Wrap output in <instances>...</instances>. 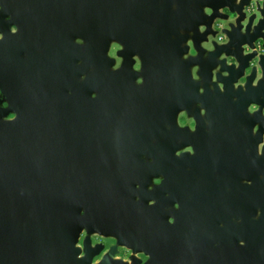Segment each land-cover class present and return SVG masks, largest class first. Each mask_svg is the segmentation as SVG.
<instances>
[{
	"label": "water",
	"instance_id": "obj_1",
	"mask_svg": "<svg viewBox=\"0 0 264 264\" xmlns=\"http://www.w3.org/2000/svg\"><path fill=\"white\" fill-rule=\"evenodd\" d=\"M172 1L160 6L157 0H98L104 24L117 28L102 32L99 80L93 72L78 89L87 97L97 86L100 93L180 90L181 105L163 117L173 123L177 111L191 109L192 97L201 103L210 121L209 151L199 147L201 159L187 153L179 157V174L169 169L158 187L170 195L164 197L157 189L152 195L159 196L160 213L180 201L188 211L186 219L174 211L175 222L165 216L160 227L157 220L148 223L133 216L130 208L140 204L131 193V177L97 174L89 168L81 176L68 175L66 146L59 143L64 136L63 93H47L56 87L50 85L47 69L33 85L30 74L12 81L0 69V87L6 83L11 92L13 82L22 83L33 92L4 93L9 107H0V264L142 262L137 256H131V262L115 258L118 246L146 253L145 264H163V256L169 262L176 251L177 261L172 264H206L207 258L229 264L227 247L209 254L204 234L227 236V241L242 238L245 244L236 241L232 249L240 253L241 264H264V0H175L174 10ZM80 4V0H0L2 10L11 16L8 28L2 30L0 56L10 37H18L23 39L18 49L28 47L30 55L37 47L46 52L36 64L43 71L52 44L67 40L66 27L72 36V28L82 25L77 19ZM149 21L152 25L145 27ZM11 23L19 26L18 34L11 33ZM111 39L125 45L119 51L124 57L122 67L116 70L110 69L106 56ZM134 56L141 58L144 84L135 82ZM32 62L29 59L26 67L29 72L34 70ZM16 63L20 64L19 58ZM11 73L7 70V76ZM188 92L189 97L184 95ZM11 110L17 115L3 119ZM199 112L198 132L202 128ZM85 114L86 125L102 121L103 129L131 121L128 113L109 111H103L99 119L89 99ZM187 165L193 166V174ZM194 202L200 208L195 214L188 210ZM204 202L215 205L209 210L204 207L205 217ZM84 228L116 239L98 262L94 258L105 245L93 246L89 236L80 256L78 242Z\"/></svg>",
	"mask_w": 264,
	"mask_h": 264
},
{
	"label": "flooded vegetation",
	"instance_id": "obj_2",
	"mask_svg": "<svg viewBox=\"0 0 264 264\" xmlns=\"http://www.w3.org/2000/svg\"><path fill=\"white\" fill-rule=\"evenodd\" d=\"M164 1L157 0L160 6ZM174 1L171 2V9L173 10L176 9ZM80 3L77 19L82 25L79 28H72L74 32L72 36L70 29L66 27L67 30L64 37L67 40L61 42V44H52L53 46L47 52V60L44 62L45 69L43 71L36 64L39 61V55L46 54V52L37 47L30 55L28 47L18 49L23 39L14 36L10 37L9 43L6 44V48L3 49L0 56L1 72L12 81L19 77H28L30 74L33 85V80L37 79L39 74L47 69L46 75L49 77L50 85L56 86V90L49 89L46 90L47 93H63L65 97L63 107L65 122L61 134L64 136L59 138V143L66 146L68 175L71 176L72 173H77L81 176L86 174L89 168L94 169L97 174L131 177L134 186V190L131 193L134 194V196L132 195L134 201L140 204L137 208H135L136 205L130 208L131 214L140 220L145 219L148 223H153L157 220L160 227L165 225L162 220L165 216L170 223H174L175 216L173 212L178 211L180 216L182 214L184 216V213L188 212L187 209L181 207L180 201H175L172 205L163 208L164 212L160 213L158 204L161 202L159 196L157 198L152 195L156 191L155 189L164 197L170 195L169 192L158 189V187L162 186L166 181L165 173L169 169H174L179 174V157L187 153L190 156L195 155L198 159H201L199 147L206 149L207 152L209 151L207 135H211V129L210 121L206 117V110L201 107V103L196 101V98L192 97L189 100L191 109L184 108L177 111L175 122L173 123L163 119V117L167 111L175 112L177 107L181 105L183 93L180 90H176L175 93H100L97 86L91 93H88L89 97H87V93H81L78 88L85 84L87 78L93 72L99 80V70L104 57L102 53V47L104 46L102 32L117 27L104 24L98 0H80ZM10 20V14H8L6 9L2 10L0 5V39L4 38L2 30L8 28L7 22ZM114 23H116V20H114ZM151 25L152 22L150 21L144 23L145 27H150ZM133 26L131 24L128 28ZM13 28L16 30L13 31ZM9 29L14 35L20 32L19 26L15 23H11ZM122 49H125V45L120 41L115 39L109 41L106 56L111 60V70L122 67L124 57L119 54ZM8 58L11 62H8ZM18 58L20 67H13L18 65L16 63ZM29 59L34 61L32 62L34 63L32 72L26 70ZM134 59L133 70L138 72L135 82L144 84V77L141 73V58L134 56ZM7 70L12 71L8 76ZM5 84L2 82L0 87V107L3 108L9 107L4 93H33L27 88L24 89L22 83L14 82L10 85L12 91L9 92L6 88L9 85ZM32 89L35 90L33 86ZM184 95L189 97L191 93H184ZM212 95L213 93H211ZM88 99L95 104L99 119L103 118V111L123 112L128 113L130 116V124L116 122L110 129H103L102 121L95 122L93 126L86 125L85 111ZM212 100L213 97H210L209 101L211 102ZM212 105V109H214L215 104ZM197 110L200 111L202 122V128H200L199 132L198 129L201 123L196 117ZM146 111L148 116L145 114ZM139 112H141V115L136 117L134 114ZM16 115L17 112L11 110L7 112L3 119H13ZM197 126L199 127L197 128ZM111 129H114V131L112 132ZM183 130L186 132L184 133ZM189 133L191 136H189ZM189 139L192 142L189 143ZM87 145L91 147L87 148ZM186 169L193 174L192 165H187ZM148 180L150 181L149 184H147ZM141 200L145 202V205L140 202ZM203 205L201 212L202 216L205 217L204 207L209 210V208H214L215 205L206 202ZM197 208L199 206L194 202L188 210L195 214ZM156 212L159 213L156 214ZM82 214L85 215L84 208L82 209ZM184 218L186 219V215ZM208 219L209 216L205 219V223H208ZM220 226L224 227L225 225L221 222ZM87 236L91 238L93 246L97 243L105 245L100 255L94 258V263L98 262L104 253L116 243L114 237L105 236L98 232H89L87 228H84L80 233L78 242V246L82 249L80 256L85 253L84 240ZM202 237L208 242L209 254H213V249L215 248L224 252L227 247L228 263H242L240 253L236 254V251L233 252L232 249L236 241L238 245H244V239L234 240L232 238L230 240L229 237L227 241V236L217 235L212 238L208 234H204ZM186 239L188 241L191 240L190 237H186ZM189 245L194 246L193 243ZM180 252L182 254L181 249ZM131 256H137L141 259L142 262L140 264H145L149 259V255L144 252L134 253L132 248L118 246V253L115 258L131 262ZM162 261L163 264L176 262L177 251L172 256H169V262L165 256L162 257ZM203 262L215 264L212 259L209 260L208 258L204 259Z\"/></svg>",
	"mask_w": 264,
	"mask_h": 264
},
{
	"label": "clouds",
	"instance_id": "obj_3",
	"mask_svg": "<svg viewBox=\"0 0 264 264\" xmlns=\"http://www.w3.org/2000/svg\"><path fill=\"white\" fill-rule=\"evenodd\" d=\"M12 30H13V31H15L16 29H15V28H13Z\"/></svg>",
	"mask_w": 264,
	"mask_h": 264
},
{
	"label": "rangeland",
	"instance_id": "obj_4",
	"mask_svg": "<svg viewBox=\"0 0 264 264\" xmlns=\"http://www.w3.org/2000/svg\"><path fill=\"white\" fill-rule=\"evenodd\" d=\"M120 255H122V254H120Z\"/></svg>",
	"mask_w": 264,
	"mask_h": 264
}]
</instances>
